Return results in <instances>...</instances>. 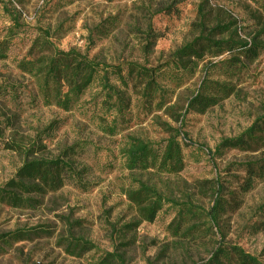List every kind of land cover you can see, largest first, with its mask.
Returning <instances> with one entry per match:
<instances>
[{
	"label": "rangeland",
	"instance_id": "1",
	"mask_svg": "<svg viewBox=\"0 0 264 264\" xmlns=\"http://www.w3.org/2000/svg\"><path fill=\"white\" fill-rule=\"evenodd\" d=\"M3 1L17 10L25 26L19 29L9 58L0 61V85L18 84L27 92L35 89L34 83L16 68L17 61L55 49H77L117 71L132 63L150 68L166 66L173 51L198 35L203 9L211 13L212 23L225 10L237 20L243 38L259 27L253 0H181L177 4L176 0ZM173 5L178 14H169ZM7 25L0 3V39L6 36ZM40 30L49 31L48 40ZM38 37L46 44L32 47ZM233 56L225 53L211 59V65L216 66L208 70L209 80L229 84L226 87L233 90L230 95L201 89L208 78L204 65L195 73H186L179 87L172 85L177 71L166 66L161 80L169 90L167 105L158 109L156 100L153 110L144 112L134 104L129 126L116 137L102 133L92 122L89 108L94 106L88 102L93 91L71 112L36 106L23 95L19 107L0 99V120L6 114L13 124L7 139L20 141L27 148L38 131L58 121L47 149L37 156L51 157L59 148L83 140L91 143L82 161L92 167L93 182L88 191L67 186L44 197L31 195L38 200L32 208H13L0 202V264H99L111 252L123 254L126 264H203L211 256L213 240L222 237L225 243L241 246L264 262V182H258L244 198L236 195L245 176L237 164L260 157L263 150L227 149L220 156L215 152L222 140L243 132L264 111V51L254 62L238 66L230 81L224 67L233 63ZM198 90L202 97L216 94V103L206 107L194 103ZM175 129L181 132L182 140L185 138L181 172L169 175L127 169L121 153L125 136L159 142ZM23 161L22 154L4 149L0 143V185L13 177ZM142 184L180 202L192 201L205 210L213 205L218 184H223L229 207L219 226L214 227L215 235L198 243H184L170 230L176 214L171 207L165 206L154 221L147 219L144 210L154 197ZM67 222L72 238L92 242L91 251L80 257L66 253L67 242L60 240L70 232Z\"/></svg>",
	"mask_w": 264,
	"mask_h": 264
},
{
	"label": "trees",
	"instance_id": "2",
	"mask_svg": "<svg viewBox=\"0 0 264 264\" xmlns=\"http://www.w3.org/2000/svg\"><path fill=\"white\" fill-rule=\"evenodd\" d=\"M253 1L258 8L256 26L259 27L244 38L239 34L240 28L236 27L237 20L228 15L225 10H221L213 23L210 19L211 13L206 9L200 11L198 35L173 51L166 64L171 70L177 71L176 77L172 79V85L181 86L185 74L195 73L201 65L207 68L206 71L213 69L216 65H211V59L225 53H234V58L231 59L233 63L224 67L226 79L232 81L238 66L254 62L263 53L264 39L261 37L264 36V0ZM0 3L9 21V25L5 27L6 36L0 39V61H6L13 41L21 32L19 29L25 25L21 24L17 10L9 7V2L0 0ZM177 3H181V0H176ZM175 6L168 8L169 14L179 13V9ZM40 31L48 40L49 31ZM40 40V37L35 39L32 47H43L46 42L41 43ZM166 66L148 68L132 63L117 71L116 67L96 62L77 49L67 51L55 49L50 54L31 60H18L16 68L30 76L35 89L27 92V89L18 84H1L0 99L16 103L19 107V99L27 96L36 106L41 104L45 107L55 106L71 112L81 107L87 93L93 91L88 102H92L94 106L89 108L92 112L91 120L102 133L116 137L129 126L134 104L142 107L144 112H151L156 100L158 102L155 105L158 109H163L167 105L169 90L161 80ZM209 73L208 71V78L206 76L203 80L201 89L204 88L209 92L215 90L216 93L227 96L232 93L233 90L226 87L229 85L227 82L224 83L219 79L209 80ZM214 96L216 94L202 97L198 90L193 102L205 107L210 106L217 101ZM193 102L191 104H194ZM2 117L0 143L4 149L22 154L24 161L13 177L0 185V202L13 208H32L38 200L31 198V195L44 197L67 186L83 191L90 189L93 185L90 178L92 167L83 162L82 157L86 152L85 148L91 143L83 140L59 148L57 154L51 157L43 154L37 156V153L47 149L46 143L58 129V121H52L38 131L36 140L27 148L20 141L11 137L10 140L7 139L6 133L11 130L13 124L10 119H6V114H2ZM174 131L175 133H171L168 138L159 142L144 140L134 135L125 136L121 153L127 169L169 175L181 172L185 166V138L182 140L181 132L176 129ZM227 149H238L244 152L263 150L260 157L237 164L245 176L242 184L237 188L236 195L244 198L258 182H264V111L243 132L222 140L216 147V155H223ZM142 187L150 191L154 197L144 210L147 219L154 221L165 206L171 207L176 214L169 224L170 230L174 238L184 243H198L210 234L215 235L214 227L219 226L222 215L229 207L222 193L223 184H218L214 190V202L209 210H205L192 201L180 202L166 197L156 188L143 184ZM67 223L70 226V232L67 236H62L60 240V242H67L66 253L80 257L91 251L92 242L85 238H72L71 225L70 222ZM224 239L225 237H222L220 241L213 240L211 256L203 264H264L241 246L225 243ZM99 264H126V259L121 253L111 252L104 255Z\"/></svg>",
	"mask_w": 264,
	"mask_h": 264
}]
</instances>
